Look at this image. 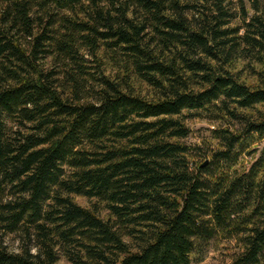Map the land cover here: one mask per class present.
Wrapping results in <instances>:
<instances>
[{"label":"trees","instance_id":"1","mask_svg":"<svg viewBox=\"0 0 264 264\" xmlns=\"http://www.w3.org/2000/svg\"><path fill=\"white\" fill-rule=\"evenodd\" d=\"M262 138L264 0H0V264H264Z\"/></svg>","mask_w":264,"mask_h":264},{"label":"rangeland","instance_id":"2","mask_svg":"<svg viewBox=\"0 0 264 264\" xmlns=\"http://www.w3.org/2000/svg\"><path fill=\"white\" fill-rule=\"evenodd\" d=\"M242 66V64L240 65ZM255 79L251 78L250 82H254ZM146 90V87H143ZM187 125L191 129V134L186 140L187 143L191 145H197L204 148L208 151L210 144H216V141L212 138L213 129L220 125H226L225 121H212L207 118H190L187 121ZM251 150L256 151L257 153L253 155H244L242 158V165L245 167H250L254 162V157H258L260 153L264 150V138L256 140L252 145ZM76 200L79 204L85 207H93L94 202L86 198L76 197ZM103 216H107V212L103 209L101 210ZM236 247L230 242L223 241L218 244H211L204 255L195 259L194 264H230L232 257L236 252ZM58 264H71L65 258H62Z\"/></svg>","mask_w":264,"mask_h":264}]
</instances>
